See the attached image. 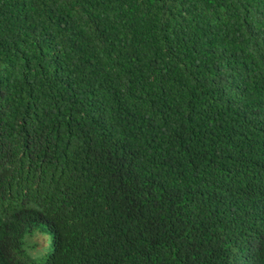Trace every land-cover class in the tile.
Masks as SVG:
<instances>
[{
  "label": "trees",
  "instance_id": "1",
  "mask_svg": "<svg viewBox=\"0 0 264 264\" xmlns=\"http://www.w3.org/2000/svg\"><path fill=\"white\" fill-rule=\"evenodd\" d=\"M0 264H264V0H0Z\"/></svg>",
  "mask_w": 264,
  "mask_h": 264
}]
</instances>
